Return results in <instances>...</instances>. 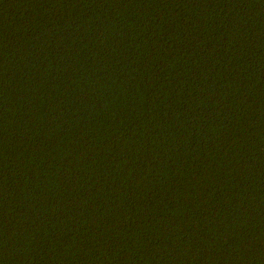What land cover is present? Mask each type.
I'll list each match as a JSON object with an SVG mask.
<instances>
[{
	"label": "trees",
	"instance_id": "16d2710c",
	"mask_svg": "<svg viewBox=\"0 0 264 264\" xmlns=\"http://www.w3.org/2000/svg\"><path fill=\"white\" fill-rule=\"evenodd\" d=\"M0 264H264V0H0Z\"/></svg>",
	"mask_w": 264,
	"mask_h": 264
}]
</instances>
